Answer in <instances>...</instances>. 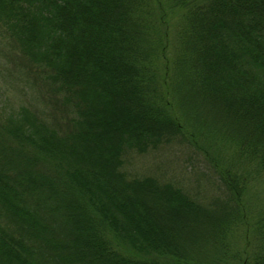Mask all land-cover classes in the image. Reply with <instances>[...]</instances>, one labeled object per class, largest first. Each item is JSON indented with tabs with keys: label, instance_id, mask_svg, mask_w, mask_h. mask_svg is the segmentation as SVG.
I'll return each instance as SVG.
<instances>
[{
	"label": "trees",
	"instance_id": "obj_1",
	"mask_svg": "<svg viewBox=\"0 0 264 264\" xmlns=\"http://www.w3.org/2000/svg\"><path fill=\"white\" fill-rule=\"evenodd\" d=\"M0 56V264H264V0H0Z\"/></svg>",
	"mask_w": 264,
	"mask_h": 264
},
{
	"label": "rangeland",
	"instance_id": "obj_2",
	"mask_svg": "<svg viewBox=\"0 0 264 264\" xmlns=\"http://www.w3.org/2000/svg\"><path fill=\"white\" fill-rule=\"evenodd\" d=\"M160 155L162 157L160 159L162 163H160L158 169H164L165 172L175 174L179 178V180L182 181V184L185 187H190L191 181H189L188 179L192 178L199 179L200 182H202L200 183L201 191L203 190L202 185H204V189L207 187L208 179L212 181L213 184H215L216 178L210 165L205 159L197 156L196 153H194V151H192L189 147L175 145L171 148L166 149L165 151H162ZM148 160L149 157L145 156L139 157L135 160L134 166L137 172H147L146 170L148 168L154 171V164L146 163Z\"/></svg>",
	"mask_w": 264,
	"mask_h": 264
}]
</instances>
